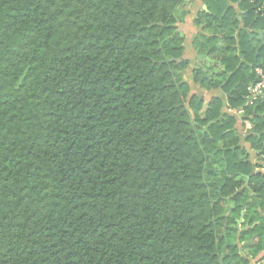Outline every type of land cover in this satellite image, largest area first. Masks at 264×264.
<instances>
[{"label": "trees", "instance_id": "1", "mask_svg": "<svg viewBox=\"0 0 264 264\" xmlns=\"http://www.w3.org/2000/svg\"><path fill=\"white\" fill-rule=\"evenodd\" d=\"M229 1L239 15L203 0L194 20V50L224 70L193 78L231 93L234 109L264 71V45L253 47L264 0ZM190 9L0 0V264L264 259V96L243 115L255 167L221 99L205 103L182 79Z\"/></svg>", "mask_w": 264, "mask_h": 264}, {"label": "crops", "instance_id": "2", "mask_svg": "<svg viewBox=\"0 0 264 264\" xmlns=\"http://www.w3.org/2000/svg\"><path fill=\"white\" fill-rule=\"evenodd\" d=\"M226 1L228 6L235 9L236 14L239 15L236 4L231 3L229 0ZM190 2L191 9L189 14L185 17L184 21L178 25V29L184 37V58L189 61V67L181 74L182 79L190 86L191 93L202 99L205 103L209 102L212 98L221 99L223 104L222 112L234 118V129L239 139V144L245 148L250 164L256 167L258 162L257 151L252 148L250 141L247 139V137L252 134V125L250 124V121L243 116L245 108L248 107L246 102H244L242 106L232 109L227 105V99L231 93H226L223 89H212L209 91L204 90L202 89L200 83L196 82L193 78L194 69L202 71L203 74L200 78V81H202L203 79L214 77L215 73L224 70V66L221 64L220 59L210 58L207 54L198 55L194 50V40L198 37V35L203 33L201 28L194 24V20L201 12H207V7L203 3V0H190ZM239 28L249 33V30L244 28L242 23H240ZM235 36L236 45L234 46V55L237 56V58H240V47L237 41V35L235 34ZM253 36H255V40L253 41L254 48H260L264 45L263 31H258ZM205 108H207V106ZM240 110H242L243 113L240 114ZM259 170L260 169L254 168V172Z\"/></svg>", "mask_w": 264, "mask_h": 264}, {"label": "built area", "instance_id": "3", "mask_svg": "<svg viewBox=\"0 0 264 264\" xmlns=\"http://www.w3.org/2000/svg\"><path fill=\"white\" fill-rule=\"evenodd\" d=\"M256 81L250 85L248 88V94L245 98L247 106H252L258 99H261L264 96V71L260 68L255 70ZM243 113L242 110L239 112ZM261 159L264 160V152L261 155ZM251 264H264L263 258H250Z\"/></svg>", "mask_w": 264, "mask_h": 264}]
</instances>
